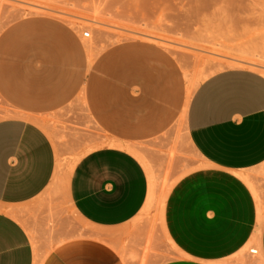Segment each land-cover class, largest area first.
<instances>
[{
  "label": "crops",
  "instance_id": "1",
  "mask_svg": "<svg viewBox=\"0 0 264 264\" xmlns=\"http://www.w3.org/2000/svg\"><path fill=\"white\" fill-rule=\"evenodd\" d=\"M185 99L181 66L156 45L119 42L89 64L83 39L57 17L27 15L7 25L0 32V104L10 110L0 119V264L35 263L50 217L38 200L56 169L42 121L75 100L111 141L82 156L68 178L69 204L94 233L62 242L40 264H126L108 241L143 210L156 164L143 146L179 125ZM179 126L202 166L165 198L163 231L181 257L158 264H231L250 245L264 264V221L257 230L264 76L227 69L205 78Z\"/></svg>",
  "mask_w": 264,
  "mask_h": 264
},
{
  "label": "rangeland",
  "instance_id": "2",
  "mask_svg": "<svg viewBox=\"0 0 264 264\" xmlns=\"http://www.w3.org/2000/svg\"><path fill=\"white\" fill-rule=\"evenodd\" d=\"M34 14L63 20L81 38L88 33L82 39L94 57L123 41L156 45L169 52L183 75L195 82L227 69L253 71L235 60L264 67V0H0V32L14 20ZM9 116L10 110L0 104V119ZM42 126L55 148L56 169L51 185L38 200L40 210L50 216L46 234L36 243L40 260L62 242L94 233L75 216L64 184L69 168L82 156L111 142L91 123L78 100L43 119ZM143 147L156 161L150 164L154 197L137 218L117 232L114 242L108 241L126 264H158L181 257L163 228L161 231L158 195L160 198L164 188L165 195L178 179L202 166L178 123ZM249 249L256 250L250 245L231 257L230 263L261 264Z\"/></svg>",
  "mask_w": 264,
  "mask_h": 264
},
{
  "label": "bare ground",
  "instance_id": "3",
  "mask_svg": "<svg viewBox=\"0 0 264 264\" xmlns=\"http://www.w3.org/2000/svg\"><path fill=\"white\" fill-rule=\"evenodd\" d=\"M37 7H39V8H42V9H48V8H46V7H42V6H38L37 5ZM60 14V13H59ZM129 32H133V31H129ZM133 34H134V32H133ZM136 34V33H135ZM139 34V33H138ZM143 35H146L147 36V34H143ZM151 36V35H150ZM150 36H147V37H150ZM153 39L154 37L153 36H151L149 39ZM155 38H157V37H155ZM156 40V39H155ZM162 40V39H161ZM159 41V40H158ZM162 41H164V40H162ZM167 42V41H166ZM165 43V42H164ZM87 54H88V63L90 64V63H92V61H93V59H94V56H93V54H92V52H91V49L87 46ZM233 61V60H232ZM239 65H241V66H244V67H247V68H250V69H252L254 72H257V73H259V74H261L262 76H264V67L262 66V65H259V64H255V63H252V62H249V61H238V60H235ZM234 64V63H233ZM184 78H185V81H186V99H185V104H184V106H183V110H182V114H181V116H180V118H179V125H181V123L183 122V118H184V114H185V111H186V109H187V105H188V102H189V100H190V98H191V95H192V93H193V91H194V89L197 87V85L201 82V81H203V80H201V81H197V82H195V81H192L187 75H185L184 76ZM73 167L74 166H72V167H70L69 168V170H68V176H67V178H66V181H65V188H66V190H67V184H68V178H69V175H70V173H71V171H72V169H73ZM165 189V188H164ZM163 189V191H166V189L164 190ZM170 189L171 188H169V190H167L168 192L170 191ZM162 191V190H161ZM162 191V194L160 195L161 197L159 198V195H158V205L157 206H159V212H160V216H159V214H158V216H159V221L161 220L162 222H163V207H164V202H165V198L167 197V195H168V192L167 193H165V195L163 194L164 192ZM160 194V193H159ZM153 197H154V182H153V178H152V176H150V181H149V191H148V197H147V201H146V204H145V206H144V208H143V210L144 209H146L149 205H150V203H151V201H152V199H153ZM158 213V212H157ZM264 221V212L262 211H260L259 213H258V218H257V230H258V228L260 227V225H261V223ZM161 222V223H162ZM164 225V224H163ZM160 226H162V225H160ZM162 228H164L163 226L161 227V231H162ZM167 238V237H166ZM169 241V244H170V239L168 240ZM166 242H167V240H166ZM172 244V243H171ZM170 244V245H171ZM246 248V247H245ZM244 248V249H245ZM33 249H34V247H33ZM243 249V250H244ZM35 250H36V248H35ZM174 250H176V249H174ZM243 250H241L240 252H242ZM251 249H249L248 251H250ZM239 252V253H240ZM34 254H36V259H35V263L34 264H40L41 263V260L39 259V257H38V255H37V253L36 252H34ZM258 255V260H259V262L261 263V264H263V261H262V258H261V255L260 254H257ZM43 257V256H42Z\"/></svg>",
  "mask_w": 264,
  "mask_h": 264
},
{
  "label": "built area",
  "instance_id": "4",
  "mask_svg": "<svg viewBox=\"0 0 264 264\" xmlns=\"http://www.w3.org/2000/svg\"><path fill=\"white\" fill-rule=\"evenodd\" d=\"M81 36H82V38L86 39V38L89 37V34L86 33V32H84V33H82ZM249 254H250V255H257V250H255V249H251V250L249 251Z\"/></svg>",
  "mask_w": 264,
  "mask_h": 264
}]
</instances>
